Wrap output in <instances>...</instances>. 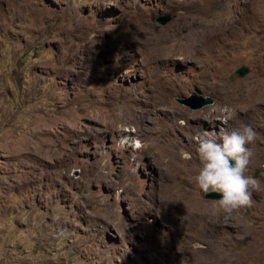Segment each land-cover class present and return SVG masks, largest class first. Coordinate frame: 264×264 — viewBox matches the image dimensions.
<instances>
[{"label":"rangeland","instance_id":"obj_1","mask_svg":"<svg viewBox=\"0 0 264 264\" xmlns=\"http://www.w3.org/2000/svg\"><path fill=\"white\" fill-rule=\"evenodd\" d=\"M244 125L264 189V0H0V264H264V190L227 214L195 181Z\"/></svg>","mask_w":264,"mask_h":264},{"label":"clouds","instance_id":"obj_2","mask_svg":"<svg viewBox=\"0 0 264 264\" xmlns=\"http://www.w3.org/2000/svg\"><path fill=\"white\" fill-rule=\"evenodd\" d=\"M237 117L235 109H226L217 119L227 125ZM256 139V131L248 125L239 129H222L219 134L203 133L195 138L196 153L201 163L196 184L204 194H218V206L224 213L231 214L250 207L253 193L264 190L255 177L247 174L253 155L248 145ZM121 147H124L123 141ZM133 147L142 149L143 145L136 143ZM186 158L191 159L190 156Z\"/></svg>","mask_w":264,"mask_h":264},{"label":"bare ground","instance_id":"obj_3","mask_svg":"<svg viewBox=\"0 0 264 264\" xmlns=\"http://www.w3.org/2000/svg\"><path fill=\"white\" fill-rule=\"evenodd\" d=\"M186 200V203H185V208H189L188 210L191 211L193 210L194 208L199 210V213H205V209L203 210V206L197 202L194 197L192 196H186L184 198ZM212 207V206H211ZM212 211V210H211ZM199 215V214H198ZM208 214H203V216H207ZM217 216H219V219L218 218H215V219H218L216 222H214L213 224H209L207 228H205L204 230H213V228L215 226H219L221 224V221L222 218L228 220V221H232V219H228L226 217V215L224 214H219V213H216ZM211 216V215H210ZM213 217V216H212ZM226 224H229L230 225V222H227L226 221ZM221 227V226H220ZM206 232V231H205ZM246 234L251 238V239H248L247 242H246V248L249 252L252 253V255H255L256 254V250L258 249V244H257V241H256V234L254 232H252V230H250L249 228L246 229ZM194 235V234H193ZM196 236V235H195ZM209 236V235H208ZM189 239H192V236L189 237ZM194 239V238H193ZM208 245V244H207ZM213 248V247H212ZM215 248H213V251L210 249L209 245L205 248V250H203L202 252V255H200L201 259L204 258V259H207L209 258V256L211 255L212 257H214L216 260H218L219 264H227V261H229V254H224L223 255V252L221 250H214ZM231 256V255H230ZM211 258V257H210ZM200 259V260H201ZM213 259V258H211ZM202 261H204L202 259ZM207 261V260H206ZM199 262V261H198ZM201 262V261H200ZM205 262V261H204ZM202 263V262H201Z\"/></svg>","mask_w":264,"mask_h":264},{"label":"water","instance_id":"obj_4","mask_svg":"<svg viewBox=\"0 0 264 264\" xmlns=\"http://www.w3.org/2000/svg\"><path fill=\"white\" fill-rule=\"evenodd\" d=\"M157 22L160 24H165L169 20V16H159L156 18ZM247 72V68L244 66H239L238 68L235 69V73L238 76H243ZM178 103L183 104L190 109H199L202 106L211 104L213 102V99L210 96H203L199 94L198 91L189 93L186 96L183 97H178L175 99ZM206 198H215L219 199L217 193H210V194H204ZM263 264V263H260Z\"/></svg>","mask_w":264,"mask_h":264}]
</instances>
